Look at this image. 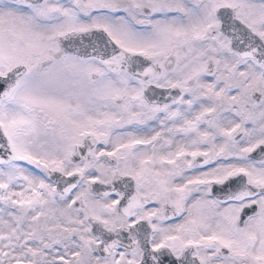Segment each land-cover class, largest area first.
<instances>
[{
    "label": "snow or ice",
    "instance_id": "obj_1",
    "mask_svg": "<svg viewBox=\"0 0 264 264\" xmlns=\"http://www.w3.org/2000/svg\"><path fill=\"white\" fill-rule=\"evenodd\" d=\"M0 264H264V0H0Z\"/></svg>",
    "mask_w": 264,
    "mask_h": 264
}]
</instances>
